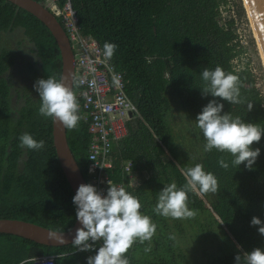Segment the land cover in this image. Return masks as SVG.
<instances>
[{
    "label": "trees",
    "instance_id": "obj_1",
    "mask_svg": "<svg viewBox=\"0 0 264 264\" xmlns=\"http://www.w3.org/2000/svg\"><path fill=\"white\" fill-rule=\"evenodd\" d=\"M43 3V0H35ZM66 0H59L63 5ZM83 35L94 38L103 48L107 41L117 45L109 62L127 81L125 93L136 106L140 118L127 123V136L114 148V166L109 175L125 180L122 162L129 161L138 185L126 187L137 196L144 214L156 224L150 241L134 242L125 255L130 264H181L176 254L172 231H185L208 201L218 217L226 237V247L206 264H233L241 250L264 245V237L250 226L253 216L264 221V134L252 147H260L252 169L241 163L227 169L217 164L226 153L203 151L204 139L195 129L200 157L195 161L178 145L171 124L172 102L179 99L195 119L209 96L202 97L200 71L221 66L238 75L241 103L224 101L223 111L245 121L264 124V95L248 71L236 73L231 60L241 50L231 45L233 34L217 24L216 0H69ZM21 30L32 45L35 60L27 64L21 84L14 88L11 70L15 55L2 43L3 34ZM61 74V56L47 28L34 16L13 4L0 0V219H17L50 230L68 231L75 221L73 196L59 167L51 136V118L38 113L39 98L33 83L39 78ZM15 96L22 104L13 108ZM78 88L73 87L76 93ZM219 100V98H217ZM78 103L80 99L77 98ZM253 107L247 111V103ZM80 115V113L78 112ZM81 117V116H80ZM30 133L44 140L39 150L21 147L18 137ZM72 155L89 183L87 175V124L82 117L73 129L66 128ZM201 163L217 179L215 192H188V207L195 210L190 218H172L153 212L161 187L185 183L181 170ZM200 194V196L198 195ZM150 245V251L144 248ZM91 252L77 251L75 245L47 247L24 238L0 234V264H19L26 257L50 256L53 264H85Z\"/></svg>",
    "mask_w": 264,
    "mask_h": 264
},
{
    "label": "clouds",
    "instance_id": "obj_2",
    "mask_svg": "<svg viewBox=\"0 0 264 264\" xmlns=\"http://www.w3.org/2000/svg\"><path fill=\"white\" fill-rule=\"evenodd\" d=\"M117 45L110 42L103 44V56L111 58ZM202 86L201 96H209L194 121L200 130L204 143L203 151L215 149L224 156L217 159V164L227 169L230 164L236 168L243 163L246 169H252L260 154V147H252L259 142L264 134V124L245 121L240 116H233L223 111V103H241L238 75L225 71L217 65L213 69L204 67L200 73ZM94 84V80L88 82ZM33 89L39 98L38 113L45 118L60 122L65 128L73 129L80 120L79 104L75 93L55 76H47L34 81ZM219 98V100H217ZM247 111L253 105L248 102ZM21 147L39 150L44 140L34 139L30 133L19 137ZM185 183L177 187L173 181L160 188L153 212L172 218H190L195 210L188 207V192H215L217 179L211 171H205L203 164L194 163L181 170ZM106 189L101 192L96 186L84 183L77 186L71 201L75 207V219L80 227L75 229L71 243L77 251L91 252L85 257V264H130L125 253L134 242L150 241L154 235L156 224L149 215L144 214L137 196L125 190L121 185L107 181ZM250 226H257L256 231L264 237V221L253 216ZM61 242L64 241L63 231L51 233ZM192 242V241H191ZM233 256V264H264V245L251 250H241ZM150 251V245L144 248ZM35 256L26 257L19 264H35Z\"/></svg>",
    "mask_w": 264,
    "mask_h": 264
},
{
    "label": "built area",
    "instance_id": "obj_3",
    "mask_svg": "<svg viewBox=\"0 0 264 264\" xmlns=\"http://www.w3.org/2000/svg\"><path fill=\"white\" fill-rule=\"evenodd\" d=\"M58 1L43 0L42 5L58 20L72 51L73 87L78 88L75 95L80 99L78 112L87 124L89 183L101 192L106 189L107 181L125 189L135 188L138 185L137 175L132 171L129 161L122 162L125 180L115 181L109 175L114 166V148L127 136V123L140 118L136 106L125 93L127 81L103 56V48L99 43L82 34L69 0L63 5ZM216 1L218 26L233 34L231 45L235 50H241L231 60L232 69L236 73L248 70L253 76H258L251 53V45L256 44L257 49L258 45L243 0ZM90 80H94V84L90 85ZM259 86L256 81L258 89ZM35 258V264H53V257Z\"/></svg>",
    "mask_w": 264,
    "mask_h": 264
},
{
    "label": "rangeland",
    "instance_id": "obj_4",
    "mask_svg": "<svg viewBox=\"0 0 264 264\" xmlns=\"http://www.w3.org/2000/svg\"><path fill=\"white\" fill-rule=\"evenodd\" d=\"M2 43L16 57V67L11 72V80L14 88H17L24 72L27 71V64L35 60L33 52L30 50L32 45L25 39L21 30L12 34H3ZM251 53L254 64L257 68L258 76H254L258 82L259 89L264 95V67L261 65V55L257 46L251 45ZM260 55V56H259ZM261 58V59H260ZM12 99L13 108L17 109L22 102L15 96ZM172 102L170 124L178 137V145L185 150L195 161L200 157L198 145L195 141L196 123L191 113L182 106L179 99L169 96ZM200 196V194L198 193ZM205 201L207 211H202L197 216V220L188 226L185 231H172V241L176 254L182 257L181 264H206L209 258L218 257L226 247V237L221 229L218 217L213 213L208 201ZM192 241V242H191Z\"/></svg>",
    "mask_w": 264,
    "mask_h": 264
},
{
    "label": "water",
    "instance_id": "obj_5",
    "mask_svg": "<svg viewBox=\"0 0 264 264\" xmlns=\"http://www.w3.org/2000/svg\"><path fill=\"white\" fill-rule=\"evenodd\" d=\"M5 1L31 14L47 28L55 40L61 56V74L59 79L72 90V51L69 41L58 20L46 7L35 0ZM243 2L256 35L257 45H259L264 59V0H243ZM51 136L59 167L74 195L77 186L86 183V181L69 148L66 138V128L60 122L52 118ZM77 227H80V225L75 219L73 226L68 231L63 232L64 241L61 242L51 234L55 232L54 230L22 220L0 219V234L18 236L47 247H60L72 244L71 241Z\"/></svg>",
    "mask_w": 264,
    "mask_h": 264
},
{
    "label": "bare ground",
    "instance_id": "obj_6",
    "mask_svg": "<svg viewBox=\"0 0 264 264\" xmlns=\"http://www.w3.org/2000/svg\"><path fill=\"white\" fill-rule=\"evenodd\" d=\"M254 35H255V33H254ZM255 37H256V35H255ZM258 50H259V52H260V55H261V60H262V65H263V67H264V59H263V56H262V53H261V50H260V47H259V45H258Z\"/></svg>",
    "mask_w": 264,
    "mask_h": 264
}]
</instances>
